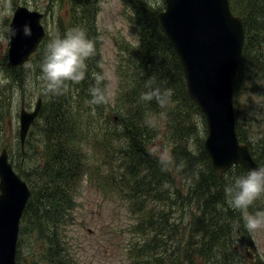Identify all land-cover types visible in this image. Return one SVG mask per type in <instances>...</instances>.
I'll return each mask as SVG.
<instances>
[{"label": "trees", "instance_id": "obj_1", "mask_svg": "<svg viewBox=\"0 0 264 264\" xmlns=\"http://www.w3.org/2000/svg\"><path fill=\"white\" fill-rule=\"evenodd\" d=\"M48 1L57 34L47 35L37 52L35 75L39 76L49 40L71 28L86 31L95 41L96 54L87 61L86 78L80 84H69L59 95L44 91L36 145L25 143L24 149L32 145V156L39 159L31 172L19 170L32 191L20 234L37 235L36 246L43 255L35 263L69 264L65 231L74 221L84 178L125 197L135 214L129 245L132 264H238L240 244L253 246V240L241 214L225 203L224 187L248 170L236 165L222 178L214 170L204 147L205 116L189 96L180 59L158 18L162 9L147 0H122L131 10L138 43L118 42L124 62L120 89L113 103L108 95L106 104L91 105L92 73H103L98 27L101 0ZM230 2L246 30L234 81L236 132L255 161L264 166V132L260 140L246 134V112L239 101L242 92H251L250 97L263 88L264 0ZM149 85L171 90L163 107L155 100L140 101ZM196 115L202 119V136L193 120ZM156 116L165 120L169 158L162 159L152 147L159 136ZM20 244L21 240L18 248ZM256 257L255 264H264V257Z\"/></svg>", "mask_w": 264, "mask_h": 264}, {"label": "rangeland", "instance_id": "obj_2", "mask_svg": "<svg viewBox=\"0 0 264 264\" xmlns=\"http://www.w3.org/2000/svg\"><path fill=\"white\" fill-rule=\"evenodd\" d=\"M147 1L155 8L162 10L165 8L163 0ZM49 3L48 0H0V78L8 81L7 84H0V155L3 148L8 149L10 163L25 173L31 172L39 159L38 156H32L35 153L32 145L26 147L24 151L21 149L19 139L21 102L25 100L26 108L33 110L37 99L43 98L44 90L40 88L35 75L33 57L14 72L8 71L6 67L8 59L5 60L9 47L8 26L16 7L26 6L31 10H45L47 19L43 24L50 34H57L54 13L48 9ZM100 5L98 27L102 38L100 51L103 58L102 70L103 73H107V91L109 100L113 103L120 89V73L124 68L118 42L125 40L132 45L137 44V32L130 19L131 10L122 0H101ZM10 74L15 75L10 76ZM261 86L263 88L260 94L249 97L251 92L246 91L242 92L239 98L240 105L246 112V117L243 119L246 120L244 125L246 134L259 140L264 132V97L261 95L264 94V82ZM250 112H253V117ZM155 118L154 121L159 127V136L152 147L158 156L169 158L170 143L164 135L165 120L162 117ZM193 120L196 130L202 136V119L196 115ZM37 132L35 124L27 138L34 146ZM205 137L206 133L204 139ZM112 192V188L102 189L96 183L91 184L83 178L76 199L74 221L66 229L64 237L69 264H132L129 245L134 238L131 227L136 223V216L130 211L125 197ZM257 210H264V202L257 201L249 212L254 213ZM251 235L253 246H243L242 243L239 246L238 264H255L256 256L264 257V229L257 230ZM20 240L21 244L18 248L20 264H36L35 260L40 261L43 252L38 245L36 246L37 235L22 234ZM34 251L35 256H32Z\"/></svg>", "mask_w": 264, "mask_h": 264}, {"label": "water", "instance_id": "obj_3", "mask_svg": "<svg viewBox=\"0 0 264 264\" xmlns=\"http://www.w3.org/2000/svg\"><path fill=\"white\" fill-rule=\"evenodd\" d=\"M158 14L183 68L188 93L204 114L207 136L204 147L217 175L236 165L248 171L261 166L236 133L234 81L242 61L245 30L234 16L229 0H165ZM42 14L19 6L9 28V67L22 65L45 37ZM31 35L24 34V26ZM42 108L20 112V142L24 147L30 127ZM31 197L28 184L9 162L8 152L0 155V264H17L20 224Z\"/></svg>", "mask_w": 264, "mask_h": 264}, {"label": "clouds", "instance_id": "obj_4", "mask_svg": "<svg viewBox=\"0 0 264 264\" xmlns=\"http://www.w3.org/2000/svg\"><path fill=\"white\" fill-rule=\"evenodd\" d=\"M24 34L31 35L30 28L24 26ZM96 54L95 41L88 38L86 31L80 27L67 30L63 36H53L43 55L39 66V86L46 93L59 95L67 91L69 84H80L88 71L87 61ZM102 67V65H101ZM94 85L89 88L91 105H104L108 102V86L105 84L107 73L93 72ZM8 81L0 78V84ZM171 90L162 91L152 88L141 93V102L155 100L162 107L170 97ZM162 159L164 157H161ZM224 199L228 208L239 212L244 228L249 233L264 229V210L249 212L257 201L264 202V166L250 169L246 175L236 176L224 187ZM234 227H239V224Z\"/></svg>", "mask_w": 264, "mask_h": 264}, {"label": "flooded vegetation", "instance_id": "obj_5", "mask_svg": "<svg viewBox=\"0 0 264 264\" xmlns=\"http://www.w3.org/2000/svg\"><path fill=\"white\" fill-rule=\"evenodd\" d=\"M6 59H7V57H5V60H6ZM22 66H23V65H22ZM6 67H7L8 71L12 73V72H14L15 69H18V68L21 67V66H18V67H8V65L6 64ZM13 75H15V74H10V76H13ZM39 98H40V97H39ZM39 98H38V99H39ZM22 102H23V100H22ZM24 102H25V100H24ZM25 106H26V104H25Z\"/></svg>", "mask_w": 264, "mask_h": 264}]
</instances>
